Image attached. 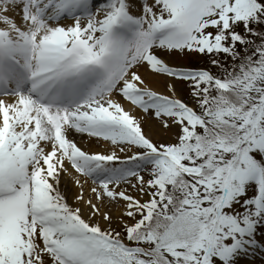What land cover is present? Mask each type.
I'll return each instance as SVG.
<instances>
[{"label": "snow or ice", "instance_id": "1", "mask_svg": "<svg viewBox=\"0 0 264 264\" xmlns=\"http://www.w3.org/2000/svg\"><path fill=\"white\" fill-rule=\"evenodd\" d=\"M106 201H123L115 226ZM257 250L264 0H0V264H242Z\"/></svg>", "mask_w": 264, "mask_h": 264}, {"label": "bare ground", "instance_id": "2", "mask_svg": "<svg viewBox=\"0 0 264 264\" xmlns=\"http://www.w3.org/2000/svg\"><path fill=\"white\" fill-rule=\"evenodd\" d=\"M145 79H146V82L149 84V86L153 87L154 89L158 91L164 90L162 80H159L158 78H151L148 76H145ZM125 106L127 107V105ZM145 119L147 121L144 124V131L146 135L150 136L156 142L164 141L166 134L161 132L159 129L155 128L150 118L146 117ZM71 138L74 139L83 150L89 151V152H105V151H108L111 147L108 145L100 146V144H98L96 140L91 139L89 137H85L84 134L73 133ZM131 154L132 152L127 153V155H131ZM69 171L72 172V175H76L71 169H69ZM80 179L83 184L84 201H87L88 199H92L94 203H98L95 200L93 193L91 192V188L95 186L92 183L91 179H88L87 183H84V180L86 178L80 177ZM124 187H126V185H123L122 188ZM60 190L63 194L66 195L68 202L72 204L73 206L81 207L84 210L85 217H87V214H88L87 205L84 202H78L75 200V197L80 194L81 189L78 188L74 184L70 176H67V175L62 176ZM128 192L129 194L139 198V196H137L135 191H133L131 188H128ZM100 207L102 211L110 212L113 215L114 221H115L116 219L120 217V213L123 208V201H121L119 204L109 203L106 201L104 204L100 205ZM243 263L244 264H264V251L257 250L254 255H252L251 257L245 258Z\"/></svg>", "mask_w": 264, "mask_h": 264}, {"label": "rangeland", "instance_id": "3", "mask_svg": "<svg viewBox=\"0 0 264 264\" xmlns=\"http://www.w3.org/2000/svg\"><path fill=\"white\" fill-rule=\"evenodd\" d=\"M67 22L70 23V21H65V23H67ZM176 62L177 63H188L187 60H182L179 57H177ZM201 63L203 64V66L207 67V65L203 61H201ZM182 95L184 96L185 99H187V93H182ZM84 136L87 137L86 134H84ZM157 142H159V141H157ZM161 142H164V141H161ZM98 144H100V146H106V145L110 146L109 144H107V143H105L103 141L98 142ZM133 151H135V150H133ZM121 155L124 156L123 153ZM141 174L144 175L145 179H148V173H147L146 170L143 171ZM121 187H123V185ZM135 193H136L137 196H139V194L137 192H135ZM145 199H147V197H145ZM120 207H122V206H120ZM118 223H119V218L114 221V226L116 224H118ZM242 264H244V263L242 262Z\"/></svg>", "mask_w": 264, "mask_h": 264}, {"label": "trees", "instance_id": "4", "mask_svg": "<svg viewBox=\"0 0 264 264\" xmlns=\"http://www.w3.org/2000/svg\"><path fill=\"white\" fill-rule=\"evenodd\" d=\"M213 71H215V69H213Z\"/></svg>", "mask_w": 264, "mask_h": 264}]
</instances>
